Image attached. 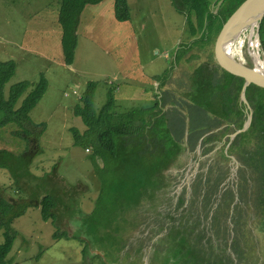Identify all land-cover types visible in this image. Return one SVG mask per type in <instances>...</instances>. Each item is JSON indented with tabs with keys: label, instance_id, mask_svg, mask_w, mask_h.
Segmentation results:
<instances>
[{
	"label": "rangeland",
	"instance_id": "rangeland-1",
	"mask_svg": "<svg viewBox=\"0 0 264 264\" xmlns=\"http://www.w3.org/2000/svg\"><path fill=\"white\" fill-rule=\"evenodd\" d=\"M208 1L212 10L217 11L219 6L231 0ZM60 2L0 0V61L15 64V73L4 87L5 98L12 85L20 81H29L31 88L39 85L42 79L47 83L42 97L29 112L28 122H8L0 126V148L15 153L40 148L31 170L40 176L55 174V178L61 180L55 184L57 194L63 198L56 209V219L44 220L40 207L30 206L14 220L12 226L17 235L7 264H170L171 260V264H175L170 244L177 245L172 237L165 243L164 235L172 223L189 219L194 222L198 218L199 224L203 225L197 226V230L204 226L208 236L214 237L218 231L229 230L231 242L234 237L233 206L241 205L240 201L233 202L227 219L220 220L223 206L217 208L214 217L207 218L211 215L208 213L205 218V194L220 176V191L207 207L211 213L220 203L221 192L231 190L235 194L233 201L237 194L239 198L242 174L259 177L256 157L259 154V130L264 129V111L249 129V138L241 141L243 138L235 140V136L227 140L225 136V142L209 151L206 149L205 154L207 145L190 151L185 142L188 110L183 108V103L188 100L189 92L196 94L192 76L198 65L203 66L205 45L197 41L201 37L200 31L191 33L189 18L181 6L174 0H128L130 18L119 21L115 17V0L88 4L80 16L74 62L70 65L65 62L62 52L58 22ZM54 15L56 23L52 20ZM242 36L245 41L241 57L237 47L232 53L236 60L247 64L251 60L246 51V37ZM235 43L237 45V41ZM183 45L191 48L179 58L177 53L182 54ZM220 47L213 55L219 64L225 55ZM41 48H45L44 54L40 53ZM156 78L162 84L159 89ZM91 81L97 83L94 98L97 112L107 101L109 89L113 88L115 111L153 105L158 109L155 117L163 118L173 139L185 147L175 162L163 171L164 185L153 192L152 197H145L139 208L118 206L95 211L99 203L100 176L88 158L89 149L74 144L71 130L73 127L80 132L86 130L81 117L74 114V107L81 104V96ZM161 93L168 100L166 104L160 99ZM171 97L177 99L179 105L173 104ZM256 101L255 98L250 100L254 115L259 112ZM259 101L264 104V97ZM188 102L193 105L192 101ZM3 117L0 110V119ZM208 177L210 181L206 183L204 180ZM157 182L154 178L149 183L156 186ZM11 184L9 171L0 167V192L17 197L9 187ZM253 184L252 180L250 185ZM195 185L196 191H193ZM31 192L22 196L27 197ZM90 212L89 226L85 230L83 215ZM245 214L242 221L247 219ZM250 217L249 223L245 224L249 238L239 232L236 235L241 241L242 264H264V217L259 219L252 213ZM110 223L113 230H103L109 228ZM92 230L95 233L101 230L103 240L94 241L95 238L88 234ZM58 231L67 234L55 238ZM4 240V228H0V245ZM178 241L179 238L175 240ZM86 247L87 254L84 252ZM212 248L219 251L217 244ZM230 250L231 247L227 248L225 254L229 252L236 264V256ZM219 257L215 254L213 258Z\"/></svg>",
	"mask_w": 264,
	"mask_h": 264
},
{
	"label": "trees",
	"instance_id": "trees-1",
	"mask_svg": "<svg viewBox=\"0 0 264 264\" xmlns=\"http://www.w3.org/2000/svg\"><path fill=\"white\" fill-rule=\"evenodd\" d=\"M101 1L61 0L58 21L62 27L61 44L64 60L67 64H72L74 61L78 40L77 28L83 9L88 4H96ZM174 1L187 14L191 33L197 34L200 31L201 37L197 41L205 45L214 29L243 0H231L228 4L219 6L217 11L212 10L208 0ZM114 9L115 17L119 21L130 18L128 0H115ZM259 32L264 51V18L261 21ZM190 48V45H183L182 54L177 53V57L180 58ZM246 65L250 66L251 62ZM196 68L195 75L192 76V86L196 88L198 95L194 96L196 94L189 92L188 97L193 105L183 107L188 110L186 146L190 151H194L200 138L211 131L201 140L202 149L203 145H207L204 149L205 154L206 149L209 151L210 148L221 145L222 142L226 141H223L225 136L229 140V134L243 126L247 119V111L241 100L239 87L220 82L209 71L205 63ZM223 69L229 75L239 77L236 72L233 74L227 69ZM14 73L15 64L13 62L0 61V110L4 113V117L0 119V126L8 122H28L29 112L36 106L47 88L45 79H42L39 85L33 88H31L29 81L23 80L12 85L8 98H5V84ZM204 85L207 88H203ZM96 88L97 83L95 81L89 82L87 90L81 96V104L74 107V114L81 117L86 125V130L80 132L75 127L71 129L74 135V144L84 150L89 149L88 158L92 161L96 174L100 176V196L95 211L118 208V206L120 208L126 206L129 209L139 208L145 197H152L153 192L164 185L163 171L175 162L185 147L173 139L167 126L163 123L164 119L155 117L158 109H154L153 106L115 111L113 88L109 89L107 101L97 112L94 106ZM25 93L27 94L20 106L16 107L17 102ZM258 97H264V89L248 92L249 103L251 99H257L258 105L256 106L259 112L256 115L253 113L250 127L237 135L235 140L239 137L243 138L241 141L249 138L247 136V133L250 132L249 129L255 124L259 113L264 111V104L259 101ZM259 132V149L257 150L259 154L257 153L256 157L259 177H247L242 174L241 182L238 185L239 198L237 200L240 201L241 205L235 206L233 203L236 202L233 201L235 194L231 190H225L220 194V203L216 209H213L211 213V209L207 210L208 205L213 203L216 194L220 191L218 189L220 176L214 180L215 182L213 181L212 188L205 194L206 203L203 204V208L207 211L205 218L208 213L211 215L207 218L214 217L217 208L223 206L224 210L220 220L227 219L228 211L234 205L232 215L233 240L229 242V230L218 231L216 237L208 236V230L204 226L201 230H197V226L203 225V223L199 224V218L194 222L189 219L186 222L181 220L177 224L172 223L164 236L166 238L165 243L172 237L173 242L177 245L174 247L173 244H170L171 255L176 260L175 264H234L235 261L231 254L229 252L227 255L225 254L229 247H231L230 252L236 256V264H242L241 241L236 236L237 232L249 238L250 234L247 232L245 224L246 222L249 223L251 219L250 213L259 219L264 217V129L259 130ZM40 151V148L39 150L28 148L22 153H15L9 149L0 148V167L9 171L12 178V184L9 187L17 194V197L6 196L0 192V228H4L5 235V240L0 245V264H7V256L17 235L12 224L17 217L25 213L28 207H40L44 220L57 218L56 209L63 198L61 195L58 196L55 184L61 180L55 178V174L40 176L31 170L34 157ZM224 155L226 154L224 153ZM253 155H256V152ZM154 178L158 181L156 186L149 183ZM199 180L196 184L199 183ZM252 180L254 184L250 185ZM204 181L207 183L210 181V177ZM28 191L32 192L27 197L22 196ZM193 191H196V185L193 187ZM249 200L253 202H249ZM186 209L184 206V210ZM92 212L83 215L85 230L89 226L88 220L90 218L88 216ZM243 213H246L247 216L245 221H242ZM107 227L109 228L103 230L113 228L111 223ZM100 232L101 230L97 233L92 230L88 234L95 238L94 241L103 240ZM64 234L67 232L58 231L54 237L57 238ZM177 238L180 241L175 242ZM214 244L218 245L219 251L212 248ZM84 252L85 254L88 253L87 247ZM215 254H219L222 258L214 259Z\"/></svg>",
	"mask_w": 264,
	"mask_h": 264
},
{
	"label": "water",
	"instance_id": "water-1",
	"mask_svg": "<svg viewBox=\"0 0 264 264\" xmlns=\"http://www.w3.org/2000/svg\"><path fill=\"white\" fill-rule=\"evenodd\" d=\"M263 18L264 0H243L214 29L204 46L205 51L203 55V63L207 65L209 71L220 82L229 86L239 87L241 89V100L247 105H245L246 111L248 112L246 121L241 128L235 129V131L229 135V139L235 138V136L246 131L251 125L253 119V110L251 109V105L247 99L248 92L256 89H264V51L261 46L259 32L260 24ZM241 28L243 31L248 29L252 35L251 48H249V41H247V53L250 57L251 65L249 66L239 62L244 68V70L241 71L230 68L224 63H217V65L213 57L217 48L229 35L240 33L238 30ZM250 49L254 51V54L250 52ZM223 68L227 69L231 73L236 72L239 77L229 75L226 71H224ZM209 133H211V131L205 133L200 138L197 147H200L201 140ZM237 199L238 194L236 195L235 201H237Z\"/></svg>",
	"mask_w": 264,
	"mask_h": 264
},
{
	"label": "bare ground",
	"instance_id": "bare-ground-1",
	"mask_svg": "<svg viewBox=\"0 0 264 264\" xmlns=\"http://www.w3.org/2000/svg\"><path fill=\"white\" fill-rule=\"evenodd\" d=\"M238 31L240 33L231 34L227 38H225V40H223V42L221 43L223 47L220 44L219 47L221 46L220 47L221 49L220 48L219 49L220 50L223 49V51H221V52L225 53V55L221 59V63L226 64V66H229L230 68L237 69V70L241 71V70H244V68L239 63V62H241L240 60H236V59L233 58L232 50H233L234 47H237L238 50H239L238 51V55H239V57H241L242 47H243V44H244V41H245V38L242 35L244 34L245 37H246V40L249 41V48H251V44H252V35H251V33L249 32L248 29H245L243 31V29L241 28ZM241 31H243V32H241ZM236 41H237V45L235 43ZM220 50H219V53H220ZM250 52L252 54H254V51H252V49H250ZM216 53H218V50H217Z\"/></svg>",
	"mask_w": 264,
	"mask_h": 264
},
{
	"label": "crops",
	"instance_id": "crops-1",
	"mask_svg": "<svg viewBox=\"0 0 264 264\" xmlns=\"http://www.w3.org/2000/svg\"><path fill=\"white\" fill-rule=\"evenodd\" d=\"M103 1V0H102ZM101 1V2H102ZM100 3V2H99ZM87 6V5H86ZM85 6V7H86ZM84 10V9H83ZM52 20L56 23V16L54 15L53 17H52ZM126 21V20H125ZM59 22V21H58ZM59 24H60V22H59ZM60 27H61V24H60ZM61 38H62V27H61ZM62 45V44H61ZM45 50V48H41V50H40V53L41 54H44V51ZM62 52H63V50H62ZM64 56V55H63ZM74 62V61H73ZM73 64V63H72ZM72 64H70V65H72ZM176 77L178 78V77H180V78H182V76L181 75H176ZM167 78V77H166ZM156 81H157V89H159V86H161L162 87V84H161V82H159V80H157V78L155 79ZM167 80V79H166ZM164 82H166V81H164ZM178 85V84H177ZM184 86H182V88H183ZM161 91H164V89L162 88L161 89ZM158 93V92H157ZM163 93V92H162ZM162 93H161V95H160V99H161V101H163V103H165L166 104V102H168V100L165 98V97H163L162 96ZM166 93L167 94H170V91H166ZM159 94H157V96H158ZM171 96V95H170ZM174 97H171L170 99L172 100L171 102L174 104V102H176L178 105H179V102L177 101V99H173ZM115 104H116V100H115ZM149 105H152V104H149ZM153 106V105H152ZM163 106V105H162ZM151 107V106H150ZM179 107H182V106H179ZM130 108H139V107H130ZM130 108H128V109H130ZM125 110H127V109H125ZM121 111H123V110H121Z\"/></svg>",
	"mask_w": 264,
	"mask_h": 264
},
{
	"label": "flooded vegetation",
	"instance_id": "flooded-vegetation-1",
	"mask_svg": "<svg viewBox=\"0 0 264 264\" xmlns=\"http://www.w3.org/2000/svg\"><path fill=\"white\" fill-rule=\"evenodd\" d=\"M185 92V91H184ZM185 96V95H184ZM188 100H189V98H188ZM188 100L187 101H185L184 103H183V105H184V107H185V105H189V104H187L188 103ZM181 105H182V103H181ZM187 132V131H186ZM187 133H186V136H185V138H186V140H187ZM186 140H185V142H186ZM224 141V140H223ZM201 147V146H200Z\"/></svg>",
	"mask_w": 264,
	"mask_h": 264
}]
</instances>
